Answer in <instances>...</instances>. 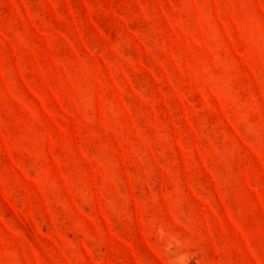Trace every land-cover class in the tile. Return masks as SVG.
<instances>
[{"label": "rangeland", "instance_id": "obj_1", "mask_svg": "<svg viewBox=\"0 0 264 264\" xmlns=\"http://www.w3.org/2000/svg\"><path fill=\"white\" fill-rule=\"evenodd\" d=\"M0 264H264V0H0Z\"/></svg>", "mask_w": 264, "mask_h": 264}]
</instances>
